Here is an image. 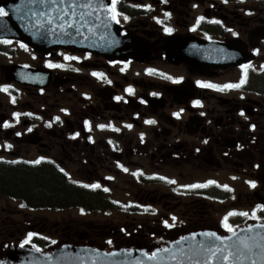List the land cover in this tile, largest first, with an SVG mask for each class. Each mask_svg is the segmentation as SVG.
<instances>
[{
	"label": "flooded vegetation",
	"instance_id": "1",
	"mask_svg": "<svg viewBox=\"0 0 264 264\" xmlns=\"http://www.w3.org/2000/svg\"><path fill=\"white\" fill-rule=\"evenodd\" d=\"M115 11L122 36L146 47L143 61L45 54L0 35V164L51 172L75 193L37 201L27 216L64 210L79 220L47 222L54 233L32 225L28 244L170 246L264 221V0H119ZM245 74L239 88L200 86Z\"/></svg>",
	"mask_w": 264,
	"mask_h": 264
},
{
	"label": "water",
	"instance_id": "2",
	"mask_svg": "<svg viewBox=\"0 0 264 264\" xmlns=\"http://www.w3.org/2000/svg\"><path fill=\"white\" fill-rule=\"evenodd\" d=\"M0 7L8 15L0 18V35L18 39L36 52L67 49L110 59H145L146 47L122 36L108 0H0ZM260 225L264 221L250 222L228 235L200 230L178 237L170 246L126 240L108 248L61 241L37 249L15 243L0 247V264H264V251L253 249L255 254L237 260L232 247L235 243L244 252L243 240L264 249Z\"/></svg>",
	"mask_w": 264,
	"mask_h": 264
},
{
	"label": "rangeland",
	"instance_id": "3",
	"mask_svg": "<svg viewBox=\"0 0 264 264\" xmlns=\"http://www.w3.org/2000/svg\"><path fill=\"white\" fill-rule=\"evenodd\" d=\"M52 102V100H51ZM76 111V109H75ZM14 168V167H12ZM17 168V167H15ZM30 170V169H29ZM6 172V171H5ZM5 172L0 174V177L5 175ZM50 172V171H48ZM10 171L7 173L9 176ZM28 173V172H25ZM30 173V172H29ZM41 173V177H46L49 175L47 172H39ZM51 173V172H50ZM34 177L37 175L35 173H31ZM1 189V188H0ZM15 200L22 202L25 206L32 207L37 202L32 201L27 195L16 193ZM3 202L0 203V247L3 245H10L19 242L27 238L26 231L29 230L30 226L35 225L38 227H43L47 231L54 233V229H66L69 224H75L78 220V213L76 211L67 212L64 210L61 211H51V210H42L39 211V214H33L32 216H27L26 213L31 212L30 209L22 207L19 202L10 199H2ZM1 201V200H0ZM23 211V213H20ZM37 219V220H36ZM34 220V221H33ZM47 222L51 223V226L54 229H50L47 225ZM101 225H105L109 222L101 221L99 222ZM58 236H61V232H58ZM63 240V239H61Z\"/></svg>",
	"mask_w": 264,
	"mask_h": 264
},
{
	"label": "trees",
	"instance_id": "4",
	"mask_svg": "<svg viewBox=\"0 0 264 264\" xmlns=\"http://www.w3.org/2000/svg\"><path fill=\"white\" fill-rule=\"evenodd\" d=\"M9 171V176H7ZM2 172H5V175L0 177V200H15L16 193L27 195L36 202L41 200L57 201L75 196L70 188L64 186L61 181H57L56 177L50 173L43 178L40 176L41 173H35L32 170L20 171L15 166L0 164V174ZM45 172L43 171V173ZM31 173H35L37 176L34 177Z\"/></svg>",
	"mask_w": 264,
	"mask_h": 264
},
{
	"label": "snow or ice",
	"instance_id": "5",
	"mask_svg": "<svg viewBox=\"0 0 264 264\" xmlns=\"http://www.w3.org/2000/svg\"><path fill=\"white\" fill-rule=\"evenodd\" d=\"M119 2V0H112V8H111V11L113 12V17H112V19H115L116 18V16L117 15H119V13L118 12H116L115 11V7H116V5H117V3ZM7 13L5 12V10L3 9V8H0V16H4V15H6ZM125 18H127V17H125ZM201 19H203V18H201ZM119 21H117V23H118ZM193 30H195V29H193ZM167 31H171V29H167ZM65 59H75V57H65ZM49 67H62V65H58V64H56V65H49ZM149 71V73H151L153 70L152 69H149L148 70ZM93 75L94 76H96V77H98V78H101V77H103V73H96V72H94L93 73ZM199 83V82H198ZM244 83H246V74H245V78L244 79H241V81L238 83V84H225V85H223L222 87L221 86H218V85H214V84H203V83H201L200 84V86L201 87H206V88H213V89H216V90H218V91H223L224 89H235V88H239V87H241ZM0 90H2V91H7V89H0ZM127 92L129 93V94H132V92H133V89H131V88H129V89H127ZM117 99H121V98H117ZM143 102V101H142ZM197 104H199V101H197L196 102ZM178 115V114H177ZM57 119H59V118H57ZM86 123V125L88 124V122L86 121L85 122ZM146 123H149V124H153V123H155V121H151V120H149V121H146ZM5 126H9V125H5ZM100 127H104L103 125H101ZM126 127H131V125H126ZM31 129H29V131H30ZM8 147H11V145H9ZM36 163H39V161H36ZM126 170V169H125ZM161 179H164L163 177H161ZM169 183H175V181H173V180H169L168 181ZM209 184H211V183H214L213 181H209L208 182ZM85 187H88V185H84ZM206 185H193L192 187H195V188H199V187H205ZM253 187H255V185L253 184L252 185ZM91 187L92 188H99L100 187V185L99 184H94V185H91ZM225 187H227V186H225ZM105 191H108V189H104ZM22 207H23V205H21ZM229 215H237V213H229ZM239 215H241V216H245V217H247V216H249V213H247V212H241V213H239ZM251 217L253 218V219H255L256 218V214H255V212H253L252 214H251ZM173 219H175V218H173ZM225 221H227V217H225ZM226 226V228H227V230L228 231H232V228L230 227V226H228L227 224L225 225ZM260 227H264V225H260ZM248 231H251V229H249ZM31 239H32V234L31 233H29L28 234V238H27V240H25L24 241V243L23 244H21L20 246L21 247H24V245L25 244H28L30 241H31ZM253 239H255V238H253ZM262 239H264V237H262ZM240 244L243 246V248L245 249V251L244 252H242L241 251V248L240 247H237V245L234 243L233 245H232V247L235 249V252L233 253V255H235V258L237 259V260H240L242 257H244L245 255H253V254H255L254 252H253V249H259V250H261V251H264V249H261V246H260V244H258V243H254V244H252V245H249V244H247L246 242H244L243 240H241L240 241ZM224 259H227V257H224ZM253 264H255V262H253Z\"/></svg>",
	"mask_w": 264,
	"mask_h": 264
}]
</instances>
